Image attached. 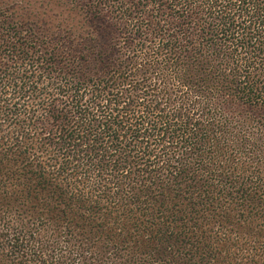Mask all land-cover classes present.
<instances>
[{
	"label": "trees",
	"instance_id": "1",
	"mask_svg": "<svg viewBox=\"0 0 264 264\" xmlns=\"http://www.w3.org/2000/svg\"><path fill=\"white\" fill-rule=\"evenodd\" d=\"M0 264H264V0H0Z\"/></svg>",
	"mask_w": 264,
	"mask_h": 264
}]
</instances>
